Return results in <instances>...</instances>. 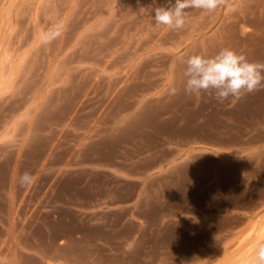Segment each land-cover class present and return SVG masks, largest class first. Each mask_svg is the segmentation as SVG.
<instances>
[{"label": "rangeland", "instance_id": "obj_1", "mask_svg": "<svg viewBox=\"0 0 264 264\" xmlns=\"http://www.w3.org/2000/svg\"><path fill=\"white\" fill-rule=\"evenodd\" d=\"M165 3L0 0V264H252L264 89L219 103L183 73L223 48L264 62V0L181 30L152 20Z\"/></svg>", "mask_w": 264, "mask_h": 264}, {"label": "clouds", "instance_id": "obj_2", "mask_svg": "<svg viewBox=\"0 0 264 264\" xmlns=\"http://www.w3.org/2000/svg\"><path fill=\"white\" fill-rule=\"evenodd\" d=\"M222 2L223 0H166L165 5L155 8L152 20L171 30H181L186 25L189 9L211 13ZM61 34L59 28L50 29L42 34L41 41L50 44ZM184 63L186 84L183 91L189 95L203 93L219 103L230 98L234 103L246 94L264 89V62L249 61L244 54L230 48H223L210 58L199 54L191 55ZM172 94H177L175 88L172 89ZM34 183L35 177L30 172L25 171L18 177V185L22 188ZM252 264H264V241L257 244Z\"/></svg>", "mask_w": 264, "mask_h": 264}, {"label": "crops", "instance_id": "obj_3", "mask_svg": "<svg viewBox=\"0 0 264 264\" xmlns=\"http://www.w3.org/2000/svg\"><path fill=\"white\" fill-rule=\"evenodd\" d=\"M197 152H199V150L195 149V148L185 149L184 151H182L180 154L177 155L176 161L177 162H185V163H187L191 159L193 154H196ZM204 152H206V154L212 153L210 151H204ZM131 220L136 221L135 219H131ZM142 225L144 226V222H141L139 227H141Z\"/></svg>", "mask_w": 264, "mask_h": 264}]
</instances>
